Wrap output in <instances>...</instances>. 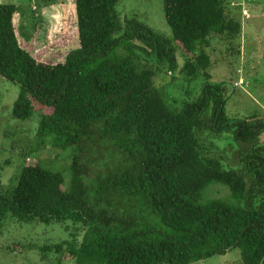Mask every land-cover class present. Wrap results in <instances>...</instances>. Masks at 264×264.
Here are the masks:
<instances>
[{"label": "trees", "instance_id": "trees-1", "mask_svg": "<svg viewBox=\"0 0 264 264\" xmlns=\"http://www.w3.org/2000/svg\"><path fill=\"white\" fill-rule=\"evenodd\" d=\"M118 2L74 0L76 46L58 59L38 58L26 45L33 40L21 44L18 7L0 4V77L19 87L11 116L36 115V141L71 151L66 184L39 164L23 165L14 187L0 182V224L7 215L70 222L81 240L71 235L41 253L74 264H195L234 249L242 264H264V141L253 145L264 118H229L222 84L204 83L173 108L153 84L155 69L141 63L175 74L180 48L179 72L191 82L210 66V40L239 34L240 19L226 0H162L165 37L122 18ZM223 134L250 145L237 170L204 146L218 149ZM211 183L237 204L200 203Z\"/></svg>", "mask_w": 264, "mask_h": 264}, {"label": "rangeland", "instance_id": "rangeland-1", "mask_svg": "<svg viewBox=\"0 0 264 264\" xmlns=\"http://www.w3.org/2000/svg\"><path fill=\"white\" fill-rule=\"evenodd\" d=\"M232 16L240 19L241 31L237 35H224L210 40L205 50L210 66L196 78L187 82L179 69L186 58L185 52L176 49L178 70L175 74L164 65H156L149 59L141 63L155 69L153 84L163 90L166 102L179 109L182 102L197 98L204 83L222 84L227 90L225 114L231 119L258 120L264 118V0H226ZM0 4H14L15 33L40 59L60 58L76 46L74 0H0ZM116 11L122 18H136L155 33L171 37L163 13L162 0H119ZM62 30L57 34L58 27ZM229 36V37H227ZM47 40V43H46ZM75 41V42H74ZM31 43V42H30ZM19 87L0 77V182L11 188L17 183L23 165L39 164L47 171L61 172L67 183L71 151L36 141L38 118L33 115L27 121L11 116ZM252 118V119H248ZM217 140L218 149H210V156L220 158L225 170H237L240 153L245 147L233 137L223 134ZM264 134L253 142L260 145ZM65 186V185H64ZM219 200L229 205L237 202L227 187L211 183L202 192L200 203ZM68 227V228H67ZM81 240L80 231L70 222L43 224L36 219L18 221L9 215L0 224V264H74L66 255L41 253V248L65 240ZM195 264H242L237 249L225 255L214 256Z\"/></svg>", "mask_w": 264, "mask_h": 264}]
</instances>
